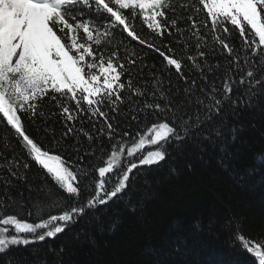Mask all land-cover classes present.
I'll return each mask as SVG.
<instances>
[{
	"label": "snow or ice",
	"instance_id": "snow-or-ice-1",
	"mask_svg": "<svg viewBox=\"0 0 264 264\" xmlns=\"http://www.w3.org/2000/svg\"><path fill=\"white\" fill-rule=\"evenodd\" d=\"M131 42L157 54L159 65ZM261 94L264 0H0V120L23 152L15 154L7 132L0 136V256L72 232L81 220L100 223L120 201L135 213L130 193L146 169L189 142L204 152V141H220L221 156L228 154L244 131L228 116L238 118L235 109L253 107ZM46 103L57 111L46 112ZM56 117L59 134L47 123ZM26 119L43 122L38 130L52 147L29 133ZM33 163L54 187L28 183ZM14 181L26 184L27 215L37 221L7 214ZM82 236L97 246L85 229L72 232ZM234 238L264 264V241L243 235L239 222Z\"/></svg>",
	"mask_w": 264,
	"mask_h": 264
},
{
	"label": "trees",
	"instance_id": "trees-1",
	"mask_svg": "<svg viewBox=\"0 0 264 264\" xmlns=\"http://www.w3.org/2000/svg\"><path fill=\"white\" fill-rule=\"evenodd\" d=\"M201 17L206 18L203 12ZM137 30L150 38V32L139 22ZM230 39L239 45L237 34ZM128 46L147 52V60L159 65L157 54L142 49L136 42ZM252 103L253 107L235 109L238 118L228 116L229 126H244L236 143L229 144L228 154L221 156L220 141L215 147L204 141V152L195 147L199 141L189 142L183 152L169 146L171 154L162 166L146 169V175L134 182L130 203L137 206L135 213L129 210L127 203L120 201L110 205L100 223L81 220L72 232L85 229L95 236L96 247L85 237L75 240L72 232H66L55 239L13 248L0 256V264H157L158 260L159 264H258L241 250L234 238L239 222L243 235L264 241V163L257 159L264 155V94L255 97ZM44 107L46 112L57 111L53 104L46 103ZM116 118L121 124L125 122L119 115ZM42 123L25 120L29 133L50 148L49 139L38 130ZM47 123L59 134L60 118L49 119ZM86 127L91 130L89 125ZM5 132L15 154L23 155L12 130L0 120V136ZM81 140L87 148L88 142L83 137ZM86 162L96 161L88 159ZM172 168L176 169L175 173ZM27 175L28 183L34 188L45 181L52 185L34 163ZM13 183L15 186L8 194L15 202L7 208V214H18L28 222L37 221V216L27 215L31 204L26 184ZM4 191L0 184V196ZM31 196L35 199L37 193L32 191ZM21 202L23 207L19 206ZM113 222L117 224L116 231L109 233L107 229ZM101 224L105 229L103 233L99 231ZM177 245L179 251L175 250ZM62 246L64 251L60 253ZM149 247L155 254L146 251Z\"/></svg>",
	"mask_w": 264,
	"mask_h": 264
}]
</instances>
